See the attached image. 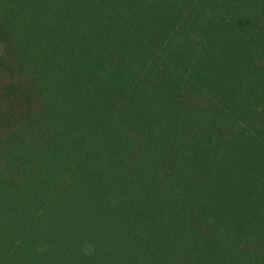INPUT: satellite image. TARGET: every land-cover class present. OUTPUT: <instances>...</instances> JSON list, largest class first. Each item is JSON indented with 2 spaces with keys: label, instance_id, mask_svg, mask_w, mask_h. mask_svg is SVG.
I'll return each mask as SVG.
<instances>
[{
  "label": "trees",
  "instance_id": "1",
  "mask_svg": "<svg viewBox=\"0 0 264 264\" xmlns=\"http://www.w3.org/2000/svg\"><path fill=\"white\" fill-rule=\"evenodd\" d=\"M0 264H264V0H0Z\"/></svg>",
  "mask_w": 264,
  "mask_h": 264
}]
</instances>
